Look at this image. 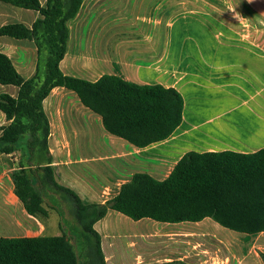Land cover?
<instances>
[{
	"label": "crops",
	"instance_id": "1",
	"mask_svg": "<svg viewBox=\"0 0 264 264\" xmlns=\"http://www.w3.org/2000/svg\"><path fill=\"white\" fill-rule=\"evenodd\" d=\"M39 17L37 11L0 2V28H32ZM68 25L67 53L60 63L65 75L161 85L184 100L183 120L173 134L140 148L109 133L101 116L74 91L56 87L50 92L43 107L54 179L84 204L115 198L137 173L164 181L189 152L264 149V0H83ZM0 53L23 79L36 74L33 40L1 36ZM18 93V87L0 84V97ZM9 123L0 111V129ZM18 161V154H0V238L61 236L56 211L36 218L15 194L12 175ZM94 228L106 264H264V252L256 251L264 249V242L258 244L264 232L238 233L211 218L134 221L111 210Z\"/></svg>",
	"mask_w": 264,
	"mask_h": 264
},
{
	"label": "trees",
	"instance_id": "2",
	"mask_svg": "<svg viewBox=\"0 0 264 264\" xmlns=\"http://www.w3.org/2000/svg\"><path fill=\"white\" fill-rule=\"evenodd\" d=\"M39 12L32 28L8 24L0 37L33 40L38 48L36 74L23 79L0 53V84L19 88L16 98L0 97L9 125L1 128L0 154H18L12 178L15 194L26 211L39 219L58 213L61 236L0 238V264H106L95 224L109 211L134 221L200 222L211 218L238 233L264 232V149L185 154L170 176L158 181L137 173L120 193L104 204H84L75 192L54 179L49 150V120L43 101L56 87L74 91L81 102L101 116L106 130L143 148L169 138L183 120L184 100L173 88L141 86L117 76L97 82L65 75L60 63L67 53L69 22L83 0H0ZM79 243L83 253H79ZM264 262V253H261ZM166 264H183L180 262Z\"/></svg>",
	"mask_w": 264,
	"mask_h": 264
},
{
	"label": "rangeland",
	"instance_id": "3",
	"mask_svg": "<svg viewBox=\"0 0 264 264\" xmlns=\"http://www.w3.org/2000/svg\"><path fill=\"white\" fill-rule=\"evenodd\" d=\"M264 242V234L263 235H260V237H258V244H262ZM264 244V243H263ZM260 246V245H259ZM219 249V251L221 250V254H229V251L227 250V249H224V248H222V247H219L218 248ZM264 250V249H263ZM262 250V248H256V251L258 252V253H260V252H264ZM255 250H253V253H255L254 252ZM79 253L80 254H84L83 253V248H82V245L79 243ZM96 264H99V260L98 259H96Z\"/></svg>",
	"mask_w": 264,
	"mask_h": 264
},
{
	"label": "clouds",
	"instance_id": "4",
	"mask_svg": "<svg viewBox=\"0 0 264 264\" xmlns=\"http://www.w3.org/2000/svg\"><path fill=\"white\" fill-rule=\"evenodd\" d=\"M237 19H238V17H237Z\"/></svg>",
	"mask_w": 264,
	"mask_h": 264
}]
</instances>
